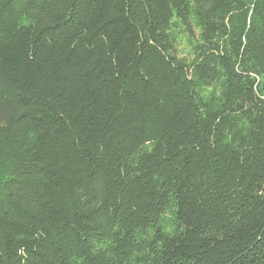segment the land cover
<instances>
[{"label":"trees","instance_id":"obj_1","mask_svg":"<svg viewBox=\"0 0 264 264\" xmlns=\"http://www.w3.org/2000/svg\"><path fill=\"white\" fill-rule=\"evenodd\" d=\"M0 264H264V0H0Z\"/></svg>","mask_w":264,"mask_h":264},{"label":"rangeland","instance_id":"obj_2","mask_svg":"<svg viewBox=\"0 0 264 264\" xmlns=\"http://www.w3.org/2000/svg\"><path fill=\"white\" fill-rule=\"evenodd\" d=\"M181 49L183 50V52H188L189 50V44L186 38L182 39Z\"/></svg>","mask_w":264,"mask_h":264}]
</instances>
